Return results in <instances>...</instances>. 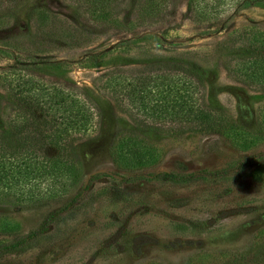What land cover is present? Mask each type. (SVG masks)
Returning <instances> with one entry per match:
<instances>
[{
    "label": "rangeland",
    "instance_id": "374dc122",
    "mask_svg": "<svg viewBox=\"0 0 264 264\" xmlns=\"http://www.w3.org/2000/svg\"><path fill=\"white\" fill-rule=\"evenodd\" d=\"M2 1L0 73L48 61L33 74L86 92L98 128L75 143L81 178L65 191L0 186V264H264V91L224 67L244 54L233 31L264 30V0H175L142 20L139 0H122L118 28L77 12L76 0ZM158 64L195 74L220 130L136 126L98 90L105 72ZM9 99L0 86V121Z\"/></svg>",
    "mask_w": 264,
    "mask_h": 264
},
{
    "label": "trees",
    "instance_id": "16d2710c",
    "mask_svg": "<svg viewBox=\"0 0 264 264\" xmlns=\"http://www.w3.org/2000/svg\"><path fill=\"white\" fill-rule=\"evenodd\" d=\"M16 1L19 0H12ZM121 1L76 0L84 9L73 8L95 21L118 28L115 10ZM176 1L139 0V19L159 18ZM259 1L262 0H237L236 4L243 7ZM193 6L196 12L198 4ZM232 35L243 46L244 54L226 61L225 70L248 87L264 91V30L242 27ZM47 63L14 60L9 70L0 73V86L7 91L13 106L4 114L5 120L0 121V186L4 185L15 195L25 193V186L21 185L24 180L28 181L26 192L36 195L47 194L49 190L63 192L76 183L81 178L82 166L73 157L75 143L90 138L98 128V114L86 92L33 74L38 65ZM97 81L98 90L136 126L149 125L165 132L175 127L178 131L199 132L221 129L218 116L204 102L201 83L193 72L182 67L158 64L136 70H115L101 74ZM123 147L121 143L116 148ZM43 150L51 153L43 154ZM125 150L126 153L139 151L140 147ZM167 177L184 178L171 174ZM58 213L49 215L39 230L26 239L44 231L46 221Z\"/></svg>",
    "mask_w": 264,
    "mask_h": 264
}]
</instances>
